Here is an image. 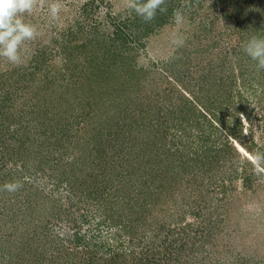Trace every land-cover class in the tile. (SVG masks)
<instances>
[{
	"label": "rangeland",
	"instance_id": "obj_1",
	"mask_svg": "<svg viewBox=\"0 0 264 264\" xmlns=\"http://www.w3.org/2000/svg\"><path fill=\"white\" fill-rule=\"evenodd\" d=\"M93 1L59 0L61 9L58 18L53 19L49 5L57 0H44L43 7L24 14L25 22L37 29L36 38L27 41L24 47L30 55L38 44L56 49L61 34L77 30L78 23L83 21L80 36L75 40L82 43L95 36V32L101 36L115 34V23L136 17L139 25L132 29L122 22L125 31L138 38L129 42L132 49H122L125 44L122 41H119L121 46L116 44L111 49L112 54L124 56L123 62L114 59L111 68L116 70L115 74H124L118 75L121 79L116 77V86H125L127 90L109 94L106 88L101 89L104 82L100 80V89L87 88L79 97L73 94L66 101L62 97L53 100V107L62 112L71 110V106L90 110L87 117L79 120L71 117L75 127H70L69 141L73 144H65L63 151H58L59 146L54 143L51 148L45 145L39 151L37 145L43 141V135H23L21 142L26 140L29 155L28 151L22 152L17 161H8L9 167L14 165L13 172L19 171L10 182H19L22 187L16 193L9 192V197H0V264H51L54 250L63 253L72 244L79 249L98 246L104 251L120 250L129 256L130 264L135 263L132 260L135 255L142 257V264H264V171H258L249 159V154L264 152V69L257 70L256 62L243 51L245 42L253 36L259 37L264 29V0H166L167 12L156 14L163 18L157 28L150 25L155 19L144 22L124 6L123 0ZM86 4H89V17L84 11ZM176 10L184 17L180 25L173 19ZM152 27L156 29L147 31ZM177 37L183 38L182 46L173 43ZM80 51L81 58L84 54ZM26 52L21 53L20 65L0 57V73L29 64L32 56H26ZM159 90L161 93L157 95ZM32 91L39 92L34 84ZM166 91L174 92L171 96L177 104L184 94L204 106H222L217 112L221 121L209 114L212 123L210 131L209 124L204 129L207 138L203 141L198 136H194L196 141L187 136L181 142L182 135L178 133L163 138L165 127L157 140L154 137L146 140L143 136L147 133L140 131L138 122L142 118L135 107L139 102L146 107L155 101L170 107V101H163L172 98H166ZM40 95H33L31 103L41 102L44 96L42 92ZM28 106L21 99L15 110ZM120 140L127 144L122 157L120 154L110 157L115 151L120 152ZM162 140L169 143L171 153L179 151L185 155L192 146L201 151L224 152L216 167L200 178L192 171L183 175L177 167L170 171L164 168L163 175L177 183L175 191L169 190L172 184L165 183L168 177L164 180V176L152 175L149 183L166 187L163 196L166 197H153L155 207L149 215L152 226L143 229V234L133 241L120 236L119 226L125 225L123 218L133 220L143 212L134 208L148 193L139 197L134 192V196L131 193L118 203L115 200L118 187L124 194V188L128 189L136 179L127 178L119 183L124 175L110 168L113 175L108 179L113 183L110 182L108 189L115 196L107 205L120 206L116 225H112L111 219L103 221L104 215L90 205L88 198L92 194L89 192L98 189L96 175L103 168L98 156L107 153L114 162L141 168L123 169L141 173L149 171L148 161L161 154ZM106 144L107 148L99 152ZM239 146L245 151H240ZM171 153L172 161H178ZM54 156L58 160H53ZM137 159L138 164L141 160L140 166L132 164ZM22 162L27 163L26 168ZM36 168L37 174L31 175ZM260 168L264 169V164ZM142 186L145 185L140 183V190ZM100 189L101 185L92 195ZM61 209L71 211L70 221L58 216ZM75 235L82 238L80 243L74 244Z\"/></svg>",
	"mask_w": 264,
	"mask_h": 264
},
{
	"label": "trees",
	"instance_id": "obj_2",
	"mask_svg": "<svg viewBox=\"0 0 264 264\" xmlns=\"http://www.w3.org/2000/svg\"><path fill=\"white\" fill-rule=\"evenodd\" d=\"M93 2H95V0ZM88 5L89 4L85 5L84 11L87 12V16L89 17L90 12L88 11ZM136 21V17L135 19L130 18L121 22L119 21L115 23V34L104 33L103 36H101V34H97L95 32V36H89L87 38V41L76 43L75 40H77L78 36H80V28H82L83 21L79 22V27L77 30L71 29L68 32L61 34V38L56 40V46H58L56 49L51 48V46L49 45L42 47V45L38 44L37 47H34L35 51L33 55L29 54V50H27V52L25 53L26 56H32L31 62L29 64H27L26 66H19L12 72H10V70L9 72L0 73V197H3V195L9 197L10 193L17 192L15 191L9 193L8 191L3 190V185L7 182H10V179H13L19 172H13L14 165H12V167H9L8 161H17L18 159H20V157H22V152L25 153L28 151L27 156L29 155V148L26 147V140L23 143L21 142L23 141V135L26 134V136H28L31 133L35 136L43 135V137L41 136L43 138V141L39 145H37L39 151L44 149L45 145L51 148L53 143L56 144V146H59L58 151H63V149L65 150V144H67L68 146H71L73 144L72 141H69V132L72 129L70 127H75V123L71 120V117L73 116L72 119L74 118L75 121L76 119L79 120L83 116L87 117V115H89L90 110H88V108L78 110L76 107L72 108L71 106V110H65V112L59 111L55 107H53V100L62 97L66 101L73 94L79 97V93L87 88H89V90H92L94 87L100 89V80L101 82H104V84L102 85L104 87L101 86V89L106 88L109 94L116 95V92L118 91L119 93L126 92L127 89L125 86H122V88H118V86H116V83L118 82L117 80L121 79V75L124 74H115L114 71L116 70L111 68L114 59L119 58V60L123 62L124 56L122 54H120L121 56H117L114 53L112 54L111 49L113 47H116L117 45L121 46L119 44V41L125 42V44H123L124 47L121 46L122 49H132V46H129V42H136L137 37H133V35L128 34L125 31V27H123L122 22L126 27L131 28L139 25ZM162 21L163 18L156 16L155 22L150 25H155V27L157 28L160 23H162ZM126 22H129V26ZM156 28L152 27L150 30L147 29V31L152 32ZM263 35L264 29L262 30L261 34L259 33V37H263ZM97 49L99 51L98 53L95 52ZM80 50H83L82 54H84L81 58L79 55L81 54ZM83 58H85L84 61L81 60ZM37 74H39V76H37ZM118 75L121 77H119ZM116 77L118 79H116ZM10 80L13 81L12 84H10ZM33 84L34 89L39 90V92L32 91ZM172 90L174 92L176 91L175 89ZM173 91L171 92L172 95L174 94ZM40 92H42L44 99H42L41 102L39 101L31 103L33 95L35 97L37 95L41 96ZM156 92L157 95L161 93L160 90ZM171 94L167 92L166 98H169V96L172 98H170L169 100H163L170 101L171 105L168 108L166 107L168 106V104L163 103L162 101H155L154 104L151 102L147 104L146 107L143 102H139L140 104L138 105V107H135V109L139 111L141 115L140 118H142L138 122L140 123V131L144 134L147 133L143 137H145V139L148 141L151 137H154L157 140V138H159L161 128L165 127L167 131L165 130V133L163 132V138H165V136L166 138H169L172 137L174 133H178L179 135H182L181 142H184V138L187 136L189 138L192 136L191 140L194 141H196L194 136H198L199 141L205 140V138L207 137L203 135L204 129H207V125L209 124L208 130L210 131L209 126L212 123L211 118L213 116L217 120L219 119L217 116V112L223 109L222 106H204L202 103L200 104L196 102V100L192 96H187L184 94H182L183 99L178 98V100L181 101L177 104ZM21 99H23L25 103L29 104V106L27 108L22 107L20 108V110H15L17 108L18 102ZM164 111H166V113H164ZM157 113H160L161 116H157ZM209 114H211L212 116H209ZM218 121L221 120L219 119ZM78 122L81 123V120ZM128 123L129 124L127 125H131L130 122ZM131 126L133 127V125ZM118 129H122V126H119ZM196 129L198 131H196ZM119 142L121 144L118 145L121 146L119 149L120 152L115 151L114 154L110 157L118 154H120V156L122 157L123 154L121 153H124L125 149L127 148V144L125 143V140H120ZM153 142L156 145H158L159 143L155 141V139L153 140ZM159 147V149L162 151L159 157L150 159L148 161L151 164L150 170L141 173L139 171L134 172L123 169L124 167H128L129 169L133 170H139L141 168H137L133 165H122L120 161L114 162V160L111 159L107 155V153H105V155L98 156L103 168L100 167V171H98L96 179L97 187L99 189L101 185V189L100 192L94 195L92 194L96 193L98 189L95 188L96 191L89 192L92 194H89L88 198L90 201V205L94 206L99 212L104 215L103 221L111 219L113 223L112 225H116L117 222L115 220V217L120 206V204L117 206L112 205L113 203L107 205L108 200L112 199V196H115L114 193H112V190L108 189V185L110 184V182L113 183L112 181H110L111 179H108L111 177L110 175H113L110 168H113L116 172L124 175L122 179L119 180V183L125 181L123 179L127 180V178L136 179L134 180L132 186L128 187V189L124 188V194L121 190V187H118V195L115 197V200L118 203L122 202L124 198L131 193H133L134 196V192H136V195H138L139 197L141 196V194L147 195L148 193L142 203L134 208L137 209V211H143L144 213H139V215L133 220H126V218H123V220L126 222V226L124 224V228H121V226H119V230L122 229V231L120 230L118 232L121 233L120 236H127L133 241L135 239L137 240V237L140 236V234H143V229L148 230V228L152 226V223H149V215L153 214V208L155 207L152 203L153 197L155 196L156 198L160 199L166 192V187H164L163 185L159 184L155 187L153 186V183H149L150 177L152 175L158 176V178H160L161 176H164V168L170 171L171 169H173L172 167H177L179 168V172H181L180 174L184 175L185 173H191L192 171V173H197L200 178L202 175L206 176L207 173L211 172V169H214V167H216L217 163L221 160V153L224 152V150H215L214 153L211 150L201 151V149L196 150L192 146L188 149L189 153H185V155L178 153L179 151L171 153V147L169 146V143L164 141ZM106 148L107 144L101 146V148H99V152L103 151ZM190 149H193V151H190ZM39 151L38 154L40 155L39 157H41ZM170 153L172 155H176L178 161H172ZM17 156L19 158H16ZM186 156L188 157L187 159ZM55 157L57 156H54L53 160H58V158ZM121 159L124 160V158ZM168 160L171 161V164L169 165ZM16 164L17 162L15 163V165ZM22 164L23 167H27L26 162H22ZM132 164H138V159L137 163L133 161ZM201 164L202 166H200ZM138 165H141V160ZM37 171L38 168H36V170L32 172L31 175H34V173L37 174ZM167 177L168 175L164 176V180ZM174 180L169 179L168 177V179H166L165 181V183L169 182L170 185L172 184L173 188H169L170 191H175L178 188V186H176L177 183ZM139 182L145 185L142 186V190H140ZM182 182L183 184H186L184 180H182ZM191 182L194 181L191 180ZM24 184L29 186V183L27 182H24ZM146 186L147 188L145 189L144 187ZM131 188H133L134 190H131ZM86 194H88V190H86ZM165 197H163V199ZM70 214L71 211L67 212L66 209H61L58 212V216L60 218L68 220ZM75 221L77 222L78 219H75ZM123 229L126 233L123 231ZM73 239L74 244H76V242L80 243L82 240L79 235H75V238ZM120 252L122 251H104L103 248H99L98 246H95V248L93 249L87 247L79 249L77 245L72 244L63 253L54 250L53 260H51V264L132 263L129 260V256L124 254L125 252ZM132 260H134V264H139V262L140 264H142L143 262L142 257H139L137 255H135V258L132 257Z\"/></svg>",
	"mask_w": 264,
	"mask_h": 264
},
{
	"label": "clouds",
	"instance_id": "obj_3",
	"mask_svg": "<svg viewBox=\"0 0 264 264\" xmlns=\"http://www.w3.org/2000/svg\"><path fill=\"white\" fill-rule=\"evenodd\" d=\"M124 6L135 12L144 22H151L155 19L157 12L166 13V0H123ZM44 0H0V57L5 58L14 65H20L21 53L27 51L24 47L27 41L34 40L37 36V29L34 25L25 22L24 14H31L38 6L43 7ZM61 9L59 0L49 5V13L53 19L58 18ZM173 19L177 25L184 21L183 14L176 10ZM182 37L174 39L173 43L182 46ZM244 53L256 62L257 70L264 69V37L253 36L243 45ZM249 159L256 166L258 171L261 164H264V152L249 154ZM22 185L19 182H7L3 190L8 192L18 191Z\"/></svg>",
	"mask_w": 264,
	"mask_h": 264
},
{
	"label": "bare ground",
	"instance_id": "obj_4",
	"mask_svg": "<svg viewBox=\"0 0 264 264\" xmlns=\"http://www.w3.org/2000/svg\"><path fill=\"white\" fill-rule=\"evenodd\" d=\"M240 151H245V149L242 146H239Z\"/></svg>",
	"mask_w": 264,
	"mask_h": 264
}]
</instances>
